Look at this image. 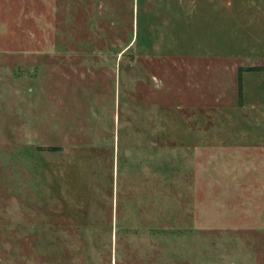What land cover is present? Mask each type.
Returning a JSON list of instances; mask_svg holds the SVG:
<instances>
[{
	"label": "rangeland",
	"instance_id": "obj_1",
	"mask_svg": "<svg viewBox=\"0 0 264 264\" xmlns=\"http://www.w3.org/2000/svg\"><path fill=\"white\" fill-rule=\"evenodd\" d=\"M193 52L210 80L264 74V0H0V264H264L263 175L241 199L238 178L149 154L144 133L171 130L160 80ZM242 114L264 131L263 105Z\"/></svg>",
	"mask_w": 264,
	"mask_h": 264
},
{
	"label": "crops",
	"instance_id": "obj_2",
	"mask_svg": "<svg viewBox=\"0 0 264 264\" xmlns=\"http://www.w3.org/2000/svg\"><path fill=\"white\" fill-rule=\"evenodd\" d=\"M193 4L196 6V3ZM203 9H206L207 12L210 10L207 4L206 8ZM204 15L206 16V14ZM231 56H220V58L222 60H234L235 58ZM171 57H174V60L171 61V73L162 76L160 86H162L164 93L157 100L159 106L168 108L170 112L165 121L171 126V130L144 133V138L155 139L156 146L148 147L149 154L154 152L157 164L158 153H160L159 161L162 162L163 154L171 152L175 158L176 168L174 170L177 172L176 177H180L182 171L179 162L186 165L188 173L190 170H193V172L198 170L199 172V170L217 169L218 175L225 178V180L231 181L232 178H238V182L234 184L238 188V197H241V199L251 197L250 194L253 192L251 188L257 185L259 175L264 176V157L262 156L263 160L261 162L258 159V156L264 155V131H254L255 129L252 128L253 123L243 117L242 111L257 105V103L264 106V100L258 102L256 99L251 100L249 96L246 97V94L251 93L252 88L250 87L254 84L251 82V86L248 85V88H245L244 84L245 75L249 78L254 75L257 78L258 76H264V74L255 71H243L242 91L239 93L236 86L237 69L254 65L240 66L234 60L230 72L223 73L221 81L217 79H213L214 81L211 79V81L210 75L212 76L214 71L209 55L193 52ZM224 67L225 69L229 68L228 63L224 64ZM211 110L213 116L224 114L228 119V126L231 122L233 125L238 124L237 129L223 130L222 127L220 129H210L209 124L212 121L205 123L203 119L210 116L207 114L212 112ZM224 127L226 128V124ZM218 154L224 162L216 167V163H211V156L213 155L216 158ZM229 157H233L235 161L228 163L226 160ZM254 159L255 161H253ZM159 171H163L162 166L159 167ZM155 172H157V169H155ZM252 172L256 174V178L252 177ZM187 177H189V174ZM192 179L191 182L188 178L186 182H177L176 186L179 187L183 184L189 186L190 183V186L194 187V178ZM159 183L161 185L162 181ZM180 202H185V199H181ZM186 202H189L188 197ZM238 207V214H242L241 210H243L245 204L241 205L240 201ZM254 207L256 208V206ZM194 208L195 205L193 213ZM183 210H185V207ZM186 213H190L189 208H186Z\"/></svg>",
	"mask_w": 264,
	"mask_h": 264
},
{
	"label": "trees",
	"instance_id": "obj_3",
	"mask_svg": "<svg viewBox=\"0 0 264 264\" xmlns=\"http://www.w3.org/2000/svg\"><path fill=\"white\" fill-rule=\"evenodd\" d=\"M258 69H263V68H259L256 66H248V67H239L238 68L237 83H238L239 93L242 91V72L243 71H254V70H258Z\"/></svg>",
	"mask_w": 264,
	"mask_h": 264
}]
</instances>
